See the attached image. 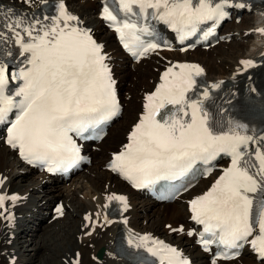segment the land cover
<instances>
[{"label": "snow or ice", "instance_id": "6c2138e0", "mask_svg": "<svg viewBox=\"0 0 264 264\" xmlns=\"http://www.w3.org/2000/svg\"><path fill=\"white\" fill-rule=\"evenodd\" d=\"M113 5L104 3L100 15L137 60L160 47L142 38L154 35L144 21L162 22L181 41L208 24L203 32L207 38L230 16L228 8L248 7L237 0H113ZM0 21V44L10 39V33L24 58L14 72L0 58V125L5 126V143L29 164L44 166L50 173L67 172L84 159L78 140L102 139L104 126L121 111L110 58L64 0H59L52 17L28 20L9 10L7 16L0 14ZM256 31L264 33V28ZM0 55L12 53L0 49ZM241 63L253 66L251 60ZM203 74L197 64L168 67L146 96L128 142L112 154L108 167L134 188L144 189L200 171L197 164L207 166L203 175H212L213 162L228 157V166L208 190L188 202L190 219L203 226L199 243L206 249L211 245L220 249L213 264L234 260L245 245L264 264V135L249 134L246 124L232 119H213L204 107L210 96L207 89L198 98L190 97L197 91L196 77ZM10 81L17 82L15 88H9ZM3 184L0 178V187ZM169 189L162 198L181 190L175 184ZM17 199L0 194V209L5 200ZM107 200L128 207L125 196L111 194ZM57 212L63 215L62 207ZM85 219L90 221L91 215ZM172 230L183 232L184 227ZM128 243L156 257L152 264H190L175 247L149 235L130 238Z\"/></svg>", "mask_w": 264, "mask_h": 264}, {"label": "bare ground", "instance_id": "6f19581e", "mask_svg": "<svg viewBox=\"0 0 264 264\" xmlns=\"http://www.w3.org/2000/svg\"><path fill=\"white\" fill-rule=\"evenodd\" d=\"M10 1L18 4L16 5L18 8H30V5H25L20 0ZM32 1L35 7L42 2ZM65 1L73 11L81 14L86 24L105 41L106 51L110 54L109 64L115 76L120 79L119 87L126 99L123 118L128 111L130 117L117 131L115 129L112 131L121 120L115 123L111 129L112 133L109 131L99 145V151L90 150L93 162L92 166L87 168V172L79 174L66 184H62L59 178L45 173L30 179L27 176L34 170L23 165L14 151L0 143V178H7L0 191H7L8 194L17 193L19 197L15 201L9 200L7 211L0 216V264H74L77 259L79 264H132L121 257L117 249L118 236L124 231L122 223L109 224L105 219V210L110 204L107 200L108 195L117 193L127 195L131 206V210L126 211L130 216L129 223L142 232L164 234L167 232V223H171L172 227L182 223L188 224L189 214L187 204L182 201L161 204L129 188L125 182L106 169L111 154L125 143L129 131L138 119L145 97L159 83L162 73L169 67L172 59L201 63L206 68L208 80L213 82L222 81V78L226 81L235 78L237 72L244 67L241 61L258 59L264 52V33L256 31L264 28V2L250 5L240 24L230 22L224 27L223 34L232 35V38L230 42L221 43L220 47L214 48L213 57L217 63L210 60L212 54L208 56L202 50L196 49L186 53L164 52L162 57L155 56L151 60L135 64L134 69L126 55L119 49L112 33L95 15L99 0ZM235 41H246L248 44L240 43L241 46L233 47ZM229 44L232 46H228ZM225 46L230 49H226ZM167 53L170 54L165 55ZM220 59L226 65L229 64L228 72L218 63ZM96 165L98 169L86 177ZM78 177H82L83 181L76 183ZM214 177L202 180L189 196L201 193ZM24 180L27 183H23ZM101 182H104L102 186ZM61 200L64 202L63 215L54 209ZM88 215H91L90 221L85 219ZM93 218L99 220L98 225L92 224ZM142 219H148L150 223L143 222L142 226ZM67 228L72 232L67 231ZM36 238L40 239V244L33 246L32 251H28L31 249L28 247L29 244ZM168 238L184 247L193 256L195 264H209L207 255L193 244L192 238L186 233L169 234ZM33 244L35 245V242L31 245ZM56 249L59 255L54 252ZM100 249H103L101 257L98 255ZM46 252L51 255L44 256V260L39 263ZM77 252L81 253L80 257L77 256ZM253 261V255L246 251L237 262L224 264H253Z\"/></svg>", "mask_w": 264, "mask_h": 264}, {"label": "rangeland", "instance_id": "374dc122", "mask_svg": "<svg viewBox=\"0 0 264 264\" xmlns=\"http://www.w3.org/2000/svg\"><path fill=\"white\" fill-rule=\"evenodd\" d=\"M240 43H245L246 45L248 44V43H246V41H235V42H233V47H239V46H241V44ZM228 46H232V44H229ZM225 48L226 49H230L229 47H227V46H225ZM247 48V47H246ZM212 54V57H210V60L214 63H217L215 60H216V58H214L213 57V54L214 53H210V55ZM216 55V54H215ZM209 56V55H208ZM213 59V60H212ZM218 63L219 64H222L221 66H223L222 68H224L227 72L229 71V64H227L226 65V63H223L222 62V60L220 59V61L218 60ZM129 112V111H128ZM126 113L125 114V116H124V118H123V120H122V118H121V121H119V123L117 124V126L115 125V127L113 128V130L112 131H114V129H115V131H117L118 130V127H121L123 124H125L127 121H126V119L128 118V117H130V116H128L129 115V113ZM132 113V110L130 111V114ZM121 122V123H120ZM112 133V132H111ZM98 169V165H96L95 167H93L91 170H90V174H87L86 175V177L87 176H90L92 173H94V170H97ZM86 173V172H85ZM85 176V175H84ZM32 177H35V175H32ZM77 179H79V180H77V182L76 183H78V182H81V181H83V178L82 177H78ZM27 183L26 182V180L25 181H23V183ZM104 184V182H101V186ZM87 186H85V189L87 190V188H86ZM148 220V219H147ZM167 220V219H166ZM163 220H161V222H162ZM146 223L147 221L145 220L144 221V219H142V221H141V225L143 226V224L144 223ZM143 223V224H142ZM148 223H150L149 222V220H148ZM67 231H69V232H72L71 230H68V228H67ZM69 232H67V233H69ZM64 234H65V232H64ZM30 239V238H29ZM37 239V240H36ZM35 239V241H33V242H35V245L33 244V245H31L33 242H31L30 244H29V248H31V249H29L28 251H32L33 249H32V247L34 246H36V245H39L40 243V239L39 238H36ZM54 252L56 253V254H58L59 255V252H58V250L56 249V250H54ZM48 252H46V253H44L43 254V257H42V259L39 261V263L40 262H42L43 260H44V256H50L51 255V253L50 254H47ZM55 264V263H54Z\"/></svg>", "mask_w": 264, "mask_h": 264}]
</instances>
